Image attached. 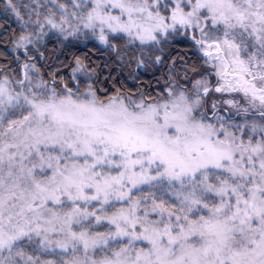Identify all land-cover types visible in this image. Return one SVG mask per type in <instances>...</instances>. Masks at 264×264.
<instances>
[{
  "label": "snow or ice",
  "instance_id": "snow-or-ice-1",
  "mask_svg": "<svg viewBox=\"0 0 264 264\" xmlns=\"http://www.w3.org/2000/svg\"><path fill=\"white\" fill-rule=\"evenodd\" d=\"M0 264H264V0H0Z\"/></svg>",
  "mask_w": 264,
  "mask_h": 264
}]
</instances>
